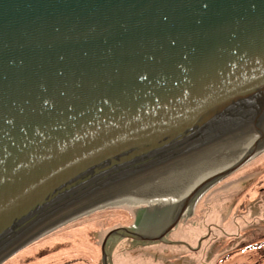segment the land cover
<instances>
[{
	"label": "water",
	"instance_id": "water-1",
	"mask_svg": "<svg viewBox=\"0 0 264 264\" xmlns=\"http://www.w3.org/2000/svg\"><path fill=\"white\" fill-rule=\"evenodd\" d=\"M263 146L264 0H0V262L116 198L162 241Z\"/></svg>",
	"mask_w": 264,
	"mask_h": 264
},
{
	"label": "rangeland",
	"instance_id": "rangeland-1",
	"mask_svg": "<svg viewBox=\"0 0 264 264\" xmlns=\"http://www.w3.org/2000/svg\"><path fill=\"white\" fill-rule=\"evenodd\" d=\"M116 200L72 216L0 264H101L104 235L134 221L133 203ZM132 240L118 238L112 264H264V146L209 187L163 241Z\"/></svg>",
	"mask_w": 264,
	"mask_h": 264
},
{
	"label": "flooded vegetation",
	"instance_id": "flooded-vegetation-1",
	"mask_svg": "<svg viewBox=\"0 0 264 264\" xmlns=\"http://www.w3.org/2000/svg\"><path fill=\"white\" fill-rule=\"evenodd\" d=\"M113 230V229H112ZM110 231H108L104 237L102 238V241H101V244H100V251H101V246H102V242L105 243L104 245V252H105V264H112L113 262V259H112V254H113V251L115 250V247H116V241L118 240V237L116 235V233H112V234H108ZM142 241V240H139V239H135V241ZM131 241V239H130ZM134 241V239L132 240ZM146 242V241H144ZM101 264H103V259L101 260Z\"/></svg>",
	"mask_w": 264,
	"mask_h": 264
},
{
	"label": "bare ground",
	"instance_id": "bare-ground-1",
	"mask_svg": "<svg viewBox=\"0 0 264 264\" xmlns=\"http://www.w3.org/2000/svg\"><path fill=\"white\" fill-rule=\"evenodd\" d=\"M116 199H120V200H116V202L117 201H121V200H130V199H128V198H116ZM112 200H114V199H112ZM112 200H109V201H106V202H103V203H100V204H98V205H95V206H92L93 208L94 207H96V206H99V205H101V204H104V203H107V202H110V201H112ZM131 201V200H130ZM92 207H90V208H92ZM90 208H87V209H84V210H88V209H90ZM192 208H193V204L192 205H190V206H188V208L185 210V212L184 213H190L191 212V210H192ZM84 210H82V211H84ZM81 212V211H80ZM79 213V212H78ZM75 214H77V213H75ZM75 214H73V215H75ZM72 216V215H71Z\"/></svg>",
	"mask_w": 264,
	"mask_h": 264
}]
</instances>
